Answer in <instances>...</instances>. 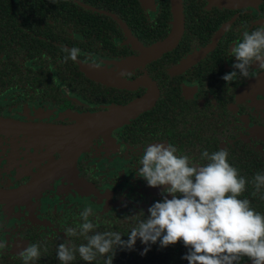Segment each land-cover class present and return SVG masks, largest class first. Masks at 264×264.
<instances>
[{"label":"flooded vegetation","instance_id":"flooded-vegetation-1","mask_svg":"<svg viewBox=\"0 0 264 264\" xmlns=\"http://www.w3.org/2000/svg\"><path fill=\"white\" fill-rule=\"evenodd\" d=\"M226 3L180 0L177 41L149 55L179 27L171 0H0V264H23L18 254L34 243L36 264H60V243L84 242L65 228L86 206L98 231L127 236L123 218L162 200L136 174L149 144L198 165L224 149L248 181L264 169V69L222 79L243 31L264 26V0ZM73 47L81 55L65 62ZM149 97L121 124L91 119ZM144 249L137 241L125 264H143Z\"/></svg>","mask_w":264,"mask_h":264},{"label":"clouds","instance_id":"clouds-1","mask_svg":"<svg viewBox=\"0 0 264 264\" xmlns=\"http://www.w3.org/2000/svg\"><path fill=\"white\" fill-rule=\"evenodd\" d=\"M62 51L67 53L65 62H77L81 55L77 47ZM229 54L236 62L233 71L222 77L226 84L238 77L250 78L253 65L264 69V26L243 31ZM92 67L100 69L95 63ZM201 158L207 163H194L189 155L177 154L170 144L147 145L138 158L136 174L150 188L163 189L162 200L152 204L147 216L141 210L123 218L130 226L127 240L117 231H98V214L91 206L84 207L81 223L65 228L67 237H82L84 242L75 245L68 239L60 243L57 260L73 264L78 254L86 264L98 259L113 264L118 250H134L139 240L149 246L142 254L157 242L161 248L182 242L188 250L183 257L188 264H240L245 257L251 264H264V214L255 211L249 199L240 198L249 181L229 163L224 149L211 154L204 151ZM252 184L259 193L264 188V173L258 172ZM4 247L0 243V249ZM18 256L23 264H36L41 244H30Z\"/></svg>","mask_w":264,"mask_h":264},{"label":"trees","instance_id":"trees-1","mask_svg":"<svg viewBox=\"0 0 264 264\" xmlns=\"http://www.w3.org/2000/svg\"><path fill=\"white\" fill-rule=\"evenodd\" d=\"M258 172L264 173V169H260L258 167L253 175V178ZM253 178L249 180V183L246 186V191L240 198L249 199L255 211L264 214V199L261 198L264 196V188L257 193L252 184ZM123 239L127 240L128 237L124 236ZM137 241L141 243L139 240ZM146 247L149 246L145 245V248ZM187 251L188 250L183 246L182 242L166 248H161L159 242H157V244L150 246L149 251H147L146 254L140 255L139 253H136V256L139 260H142L143 264H188V261L183 259V257L187 254ZM131 252L132 250H118L113 260V264H125L128 262L127 256L130 255ZM129 258L131 259V257ZM246 261H248V258L245 257L240 261V264ZM83 264H86V262H83ZM92 264H95V261Z\"/></svg>","mask_w":264,"mask_h":264},{"label":"water","instance_id":"water-1","mask_svg":"<svg viewBox=\"0 0 264 264\" xmlns=\"http://www.w3.org/2000/svg\"><path fill=\"white\" fill-rule=\"evenodd\" d=\"M171 1H172V7H173V15L176 20L175 25L179 26L178 27L179 32L177 31L178 28H176V30L174 29V33L168 38V40H166L165 42L159 45L154 46L153 48L145 52V54L153 55V54L163 52L164 50L170 48L177 41L179 37L180 27H181L180 22L182 21V13L180 12V0H171ZM227 1L228 3L226 4H232L230 6H235V5L239 6V4H241L242 1L244 0H227ZM141 60H144V58L142 57ZM151 100L152 98L149 97L144 100L142 99V100L135 101L134 103L126 107H123V108L115 107L112 110H110L108 113L92 116L91 119L101 121L102 127L109 126L111 124L118 125V124H121L122 122L129 120V118H131L135 114L146 109L149 106L148 103ZM241 264H251V261L248 260Z\"/></svg>","mask_w":264,"mask_h":264}]
</instances>
